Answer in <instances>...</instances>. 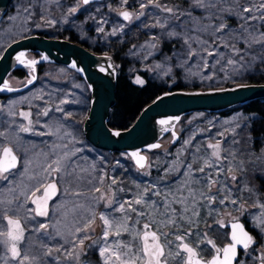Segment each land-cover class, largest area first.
Returning <instances> with one entry per match:
<instances>
[{"label": "rangeland", "instance_id": "rangeland-1", "mask_svg": "<svg viewBox=\"0 0 264 264\" xmlns=\"http://www.w3.org/2000/svg\"><path fill=\"white\" fill-rule=\"evenodd\" d=\"M141 2L143 0H128L127 5H122L120 0H103V4L105 5L103 9H96L93 4L82 5L75 14H70L68 8L76 6V0H59V4L54 2L45 4L44 0H39L37 3V0H32L31 5H29V0H13L12 10L10 11L11 8H8L7 14L0 20V55L6 48V45L10 43L7 42L8 39L13 37L20 29L25 28L27 25L44 24L49 31L56 29L65 30L66 33L72 31L90 43H99L104 47L109 45L121 52L127 47L131 48L132 46L130 47V45L137 42L135 51L127 49V53L123 52L125 53V59L131 63L127 74L131 75L135 71V68L137 70L141 68L151 75L160 73L163 78L170 79L172 78V74L175 73L176 65L174 61H163L165 59L163 53L167 54L164 47L167 46V49H169L177 43L187 45L184 44L181 37L168 38L162 35V33L174 29L183 35L185 28L190 29L192 24L184 23L189 18L183 16L179 20H170L168 27L165 29L152 27L158 17L162 18L166 14L160 13L155 8L148 7L144 9L145 15L136 19V14L140 11ZM161 2L168 3L169 5H179L181 9L190 10L194 18L200 19L203 23H208V21L203 19L205 15L203 9L190 8V0H161ZM24 6L31 8V12L33 13L31 17H29L27 12L23 11ZM109 6L115 10H110ZM118 10L132 12L134 14L132 20H123L117 14ZM225 16L229 15L224 13L223 19ZM13 17L15 19H11ZM42 17L52 19L55 23L49 25L42 20ZM234 19L237 22L236 24H239L236 28L230 29L239 30L242 22L236 16H234ZM100 21H104V23H100ZM220 22V20H212L214 24ZM101 27L103 28L102 32L99 31ZM251 27H256L259 31L264 32V24L258 21H253ZM153 36L156 37L155 40L152 39ZM61 38L70 42L73 41L67 37ZM145 41L148 42L147 47L151 48L155 53L149 56L141 54L142 52H140L139 48L141 44L146 43ZM152 45H155V47ZM180 45L174 49L178 50L175 54L180 55L184 52L183 46L181 47ZM192 48L197 49V44L193 43ZM156 53H158V56ZM109 54L111 55V53ZM24 57L28 64L18 68L23 73V76L20 77L11 72L7 75L6 79L9 87L18 88L29 84V81H31L29 87L19 92L3 93L0 91V133L4 134L0 135V147L5 145L11 146L17 155L20 156L21 162L9 174L8 180H0V201H3L0 204V209H10L7 213L0 210V231H6L8 228L7 220L4 218L5 215L18 218L24 229V239L19 244L22 253L28 250L30 255L41 258L40 264H73L72 261L66 260L64 255L56 251H53L51 256L47 257L43 256V253L47 248H55L64 244V240L58 234V231L67 233L68 229L75 223V218L84 212L82 208H75V203L79 202L87 205L90 202L89 197L93 194L89 190L96 181L93 180V184L88 183V181L92 180L93 177H99L102 173H107L109 177H114L117 180V184L112 187L117 201L134 200L138 197V194L144 193L145 190H147L146 199L150 201L156 200L161 205L164 203V200L159 203L158 197H151L153 196L152 188L146 186L139 189L137 187L136 190L131 192V196H128L126 184L122 181L124 179L121 180L120 176L115 175V173H118L115 171V164H121L120 159L133 162L131 153L108 152L99 148L97 149L90 142L86 141L83 125L86 118V108L90 102L91 89L85 78L80 76L79 72L74 68L72 69L69 66L60 65L52 61L48 62L43 58L41 52H28L24 54ZM155 58H158L156 62ZM33 60L37 61V63L28 66ZM189 60L193 61L191 58ZM233 71L236 72L235 70ZM135 81H137V77ZM58 108L61 110L58 111ZM45 110H48L47 116L43 115ZM10 111L14 112L15 115H9ZM21 112L31 113L34 125L31 132L19 131L21 124L28 123L19 115ZM136 117L135 120L137 119ZM188 125H191V129L186 130L188 129ZM246 127L245 116L240 109L232 110L227 116H223L218 112L205 113L195 111L187 115L184 114V116L179 118L176 124L178 132L177 140H174L169 133L159 141L160 147L153 149L161 151L169 150L171 145L179 142V146H176L173 153V155L176 153L173 162H169L165 170V177H170L171 174L178 172L177 170L183 162V157H190L189 159L186 158L188 163H192L194 159L199 160V158L210 157L212 149L208 145L215 144L217 141L221 142L222 156L227 157L221 164V167L225 171L230 166L239 169L241 162H243L242 167L244 171H236V181H232L230 179L231 174H229L221 178L220 184L213 186V193L216 192L217 188L223 189L216 203L209 206L201 201V203L197 204L199 217L196 218V225L192 230H194V234L202 233L204 235V233H207L205 241L207 245L201 242L196 243L199 244L197 250L200 251V254L206 260L210 259L212 253H214V249L211 244L207 243V240H211L217 247H223V244L228 242V230L225 228L226 222L233 219H246L247 223L258 234L257 239L259 240L255 246L240 255L241 258L238 259L236 264H256L260 260V257L264 255V231H261L259 222L261 213L264 212V209L259 207L261 203H264V190L261 189L260 184L261 181L264 182V144L263 149L259 152L251 150L245 144L246 142L242 141L247 140L243 135ZM57 129H59L58 132ZM50 131L56 134H40ZM190 131H192V134L188 135ZM183 132H185V135L181 137ZM188 141L190 143H186ZM65 144L67 148L63 147ZM56 145L61 146L55 149L56 154H63V152L74 153L71 160L73 168L76 170L75 175L80 177L79 180L74 177H68L64 172L59 174L52 173L47 180L44 179L43 169L47 162L54 158L51 153ZM191 145H193V149ZM153 150H143L148 161L146 167L138 168L136 163L133 162L135 169L140 172L149 173L152 164L150 154L147 151ZM42 153H49L47 160ZM232 153L235 154V159H233ZM25 161H30L27 172L24 171ZM192 166L193 168H197L199 165L198 163H192ZM182 167L184 168L185 166L183 165ZM81 169H86V171H81ZM182 171L181 176H178L173 183L168 184L171 187L166 186L161 191V193L168 191L173 194L168 195L169 200L173 198L174 194H177L175 195L177 197L188 195L187 190L178 191L184 189L185 181L188 180L187 168ZM195 175L198 176L199 183H191V181L189 183L191 188L197 190V198L199 199V190L207 191V189L203 188L205 183L202 178L203 174L196 172ZM70 179L71 183L68 182ZM193 179L196 178L194 177ZM50 181L57 183L58 191L48 201L47 216H38L34 211L36 205L32 203V200L42 195V185ZM110 183L109 179H105L102 191H106ZM245 185L249 189L254 190L255 194L253 195L252 192L245 191ZM38 186H41V190L35 192V196H33L31 193ZM119 188H123L124 191H119ZM66 189H71V191L66 192ZM21 191H26L27 195H20ZM75 191L86 193V195L77 197L72 194ZM229 193L231 198L237 199V204L233 205L226 202L224 205H221L218 202L219 199L227 196ZM99 195V193L95 194L97 197ZM108 195L111 196L112 193H108ZM9 200L12 201L11 204L7 203ZM105 203L96 204L95 211L97 213H111L112 209L105 207ZM241 203H243V210H239ZM172 207H175L179 211L182 206L175 204ZM112 215L116 218H120L121 216L119 212L112 213ZM130 215L131 220L128 226L134 229H141L142 223L147 222V219L151 218H138L135 214ZM136 219H141L142 223L135 224ZM218 220L223 222V226L216 222ZM40 224H47V230L40 229L38 231L37 229H39ZM187 227L185 225V228ZM199 227L200 230L198 229ZM162 231L170 232L171 229L164 228ZM91 235L93 239H97L101 235V222L99 219H97L95 231ZM192 238L193 236L189 237V240ZM2 239L4 238L0 237V240ZM120 239L127 241L131 237L125 233ZM220 241L222 242L219 245ZM91 243V241H86V245ZM196 244H192V246L195 247ZM65 247L70 246L65 245ZM86 251L87 255L81 257L82 264H100L98 250L95 247L88 248ZM3 257H8V264H17L16 260L11 259V253L7 251V248L0 244V258ZM170 263L176 264V261L170 260ZM0 264H3L2 259H0Z\"/></svg>", "mask_w": 264, "mask_h": 264}, {"label": "snow or ice", "instance_id": "snow-or-ice-1", "mask_svg": "<svg viewBox=\"0 0 264 264\" xmlns=\"http://www.w3.org/2000/svg\"><path fill=\"white\" fill-rule=\"evenodd\" d=\"M39 0H37V3ZM59 4V0H44L45 4L48 3ZM91 0H76V6L69 7L68 12L70 14H75L79 7L82 5H88ZM122 5H127L128 0H120ZM32 4V0H29V5ZM227 5V6H225ZM110 10H115L111 9ZM155 8L160 13L166 14L162 18H157L152 27H159L165 29L168 27L170 20L177 19L180 17L187 16L189 19L184 23H191L192 27L185 28L183 35L176 32L174 29L167 32H163L162 35L168 38L181 37L184 44L188 46V57L199 56L202 61V67L206 70L209 66L215 67L216 64H221V70H225L226 66H232L233 70L239 71L237 65L240 61H243L245 56L248 55L247 52H242L240 48L237 47V43L243 42L247 48H252L254 45H261L258 49V56L253 55L251 59L255 61L257 58L264 60V32L259 31L256 27H251L253 21H258L264 24V0H190V8H200L203 9L205 15L204 20L208 23H203L200 19L194 18L190 10L181 9L179 5H169L168 3H162L161 0H143L140 3V11L136 14V19L140 16L145 15V8ZM23 11L29 14V17L33 14L29 6H24ZM227 13L229 16H236L238 20L242 23L240 24L239 30H233L228 27L226 21L223 20V14ZM117 14L123 18L125 21H131L133 18V13L127 10H118ZM155 15V14H154ZM11 19H15L14 17ZM220 20L218 24L212 23V20ZM45 23L52 25L55 23L52 19H47L42 17ZM104 23V21H100ZM37 24L36 27H40ZM99 31H103L101 27ZM191 33V34H190ZM114 34V33H113ZM222 34V35H220ZM204 36H211L212 40L203 38ZM153 40L156 39L155 36L152 37ZM197 44L198 48L193 49L192 44ZM155 47V45H152ZM224 48L227 50V56L225 53L219 52V48ZM24 54L21 53L16 57L17 61L24 63L21 57ZM217 57L212 65H209L207 58ZM233 57H239L240 61L233 59ZM44 59H47L45 57ZM222 62H224L222 64ZM37 61L33 60L28 66L35 65ZM187 63V60L181 59L179 66L183 67ZM75 67V65H73ZM101 71H104L102 68ZM207 79H212L210 75L206 77ZM31 83V81H29ZM137 83L143 84L144 81L137 78ZM4 88L11 91L12 89L7 83L4 84ZM60 111L61 109H57ZM9 115H15L14 112H9ZM27 124H21L19 126L20 132H31L34 125L31 119L30 112H21L19 114ZM43 115H48V110L43 112ZM177 119L178 118H174ZM173 120H160V125H170ZM59 129H57V132ZM41 135H55V132L40 133ZM0 135H4L0 133ZM70 135V134H69ZM113 135L119 136V131H114ZM175 136V133H173ZM190 143V141L186 142ZM61 146L56 145L51 153L54 158L47 162L43 169L44 179H48L52 173L64 172L68 177L80 179L79 176L75 175V168H73V162L71 157L74 153L63 152V154H56L55 149ZM67 148V145H63ZM152 148H159V144L151 146ZM209 148L212 149L210 157L199 158V160L194 159L192 163H198L197 168H193L192 163H189L187 167L188 180L185 181L184 189L187 190L188 195H180L179 197L173 196L169 200V194H162L159 191H153V195L164 197V203L158 204L156 201H150L145 198L147 190L144 193L138 194V197L134 200H124L117 201L115 199V191L113 190V185L117 184V180L114 177H109L107 173H102L99 177H93L88 183L93 184V180L96 181L93 187L89 190L93 195L89 197L90 202L85 205L79 202L75 203V208H82L84 212L81 213L77 218H75V223L71 228L68 229L67 233L58 234L62 236L64 244L55 248H47L43 253V256H51L53 251L61 253L65 256L66 260H70L73 264H82L81 257L87 255L86 249L95 247L98 250V255L100 258V264H169L170 260H175L176 264H234L237 257V246H242L245 250L249 248L250 245L254 244V238L247 231H245L244 226L240 223L233 222L231 225V236L230 243L224 247H217L215 243L211 240H207L208 244H211L214 249V254L211 255V259H205L200 251L199 244L192 246V242H189L188 238L193 236V228L196 225V218L199 217V211L197 209V204L201 201L205 202L209 206L217 202L219 194L223 191L222 188H217L216 192H212V188L215 185L220 184L221 178L230 175L232 181L237 180L236 171H244L242 167L239 169L234 167H228L227 171L221 167V164L227 157L222 156L221 142L217 141L215 144H209ZM79 151V150H77ZM45 159L49 153H42ZM233 159H235V154H231ZM131 157L135 160L139 168H145L147 158L141 155L139 152L131 153ZM20 160L17 155L14 154L13 148L8 146L0 147V180H8L9 174H11L13 169L17 168L20 164ZM30 161H25L24 171L27 172L28 164ZM94 167V166H93ZM81 171H86V169H81ZM196 172L203 174V179L205 181L203 188L207 191L199 190L197 198V190L191 188L189 181L191 183H199V178L193 179ZM105 179H109L111 183L107 186L106 191H102L104 187ZM71 183V179L68 181ZM99 185V186H97ZM43 187V193L40 197L32 200V203L36 205L34 211L38 216H47V204L49 199L58 191L56 182H48ZM41 186L36 187L35 191L31 194L35 196V192L40 191ZM119 191L123 192V188H119ZM245 191L255 192L249 189L247 185L244 187ZM14 191V190H13ZM71 189H66V192H70ZM96 193L100 195L95 196ZM108 193H112L111 196ZM73 195L79 197L81 195H86L79 191L72 193ZM20 195H27L26 191H21ZM101 202H106L105 207L111 208L112 212L105 214L103 212L97 213L95 211V205ZM221 205L226 202L233 205L237 204V199L231 198L230 193L221 197L218 201ZM3 201H0L2 204ZM11 204L12 201H7ZM180 204L182 207L178 211L172 205ZM139 206V207H137ZM261 209H264V203L259 205ZM4 213H7L10 209L3 208L0 209ZM243 210V203L240 205V209ZM215 211V209H213ZM119 212L121 214L120 218H116L112 213ZM135 214L138 218H146L147 222L141 221V219H136L135 224H141V229L129 228L128 224L131 220V215ZM7 220L8 228L6 231H0V237L4 239L0 240L7 251L11 253V259L16 260L17 264H40V259L35 255H30L28 250L21 252L19 248L20 242L24 239V229L21 226L20 220L18 218H13L5 215ZM99 219L101 222V235L97 239H93L91 233L95 231L96 221ZM221 226L223 222L216 221ZM261 231H264V212L261 213L259 218ZM185 225L188 227L185 228ZM156 226V227H154ZM210 226V225H209ZM47 224H40L39 229L47 230ZM164 228L171 229L170 232L162 231ZM127 233L131 239L127 241H122L120 239ZM207 233H204L206 238ZM163 238V240H162ZM86 241H91V244L86 245ZM201 242L204 239L201 238ZM69 245L70 247H65ZM202 251V250H201ZM3 260V264H8V257L0 258ZM261 264H264V255L260 257Z\"/></svg>", "mask_w": 264, "mask_h": 264}, {"label": "trees", "instance_id": "trees-1", "mask_svg": "<svg viewBox=\"0 0 264 264\" xmlns=\"http://www.w3.org/2000/svg\"><path fill=\"white\" fill-rule=\"evenodd\" d=\"M92 4L95 5L96 9H103L105 7L103 1ZM9 8H11V11L13 8L12 3ZM223 20L227 22L229 28H236L239 24H236L237 22L235 21L234 16H225ZM36 25L37 24L27 25L25 28L20 29V31H18L13 37L8 39L7 42L9 43L13 40H16L17 38L27 36L29 34H42L47 37H67L68 39H72L76 43L84 45L92 52L111 53L115 64L117 65V82L115 85L116 102L111 107L112 109L110 112L108 124L114 129L128 128L130 124L135 120V117L140 113V110L164 92H169L172 90L194 92L212 90L216 88L233 87L238 86V84L264 83V60L257 58L255 61H253L251 59L253 55L258 56V49L261 47V45H254L252 48H247L243 42L237 43V47L240 48L242 52H247L248 55L245 56L243 61H240L239 57H233V59L240 61L237 65L239 71L236 72L231 70L232 66H226L225 70H221V64H216L214 68L209 66L205 70L201 66L202 61L200 60L199 56H192L191 59L193 61L189 60L188 46H185L183 44L180 45L179 43H177L175 46H171V48L167 49V46L165 45L166 47H164V50L167 52V54L162 52L165 58L163 61H174V64L176 65V69L174 71L175 73H173L171 76L172 78L165 79L160 73L151 75L145 69L141 68H139L138 70L135 68V71L131 75L127 74L129 67H131V63L125 59L124 54L127 53V49H129L130 51H135L137 42H135L133 45H130V47L132 46L131 48L127 47L124 51L121 52L119 50H115L114 48H112V46L109 45L104 47L99 43H90L87 40L82 39L72 31L67 33L65 32V30L62 31L58 29L49 31L44 26V24H40V27H36ZM203 38L208 39L209 41L212 40L211 36ZM181 40L183 39L181 38ZM145 42L146 43L141 44V47L139 48L140 52H142L141 54L143 56H149L152 53H155L151 48L147 47L148 42ZM179 45L181 47L183 46L184 49V52L180 55L175 54V52H177L178 50H174L175 48L179 47ZM219 52L225 53L227 56L226 49L221 47L219 48ZM135 55L137 54L135 53ZM156 55L158 56V53H156ZM155 59L156 62L158 58ZM181 59L187 60V63L183 67L179 66V62ZM216 59L217 57H208L207 60L209 65H212ZM223 63L224 62H222V64ZM13 74L20 77L23 76V73L20 72V69L14 70ZM210 75L213 78L209 80L206 77ZM136 77L140 78L142 81H144V83H137V81H135ZM89 105L90 102L88 104V107L86 108L87 112H85V117L88 114ZM239 109L244 114L247 123L246 129L243 131V135L247 140L242 141L246 142L245 144H247V146L250 147L251 150L253 149L254 152H259L263 149L262 147L264 144V98L250 100L243 105L231 107L218 113L223 116H227L232 110ZM189 128L191 129V125H188V129L186 130H189ZM191 134L192 131L188 133V135ZM184 135L185 132L181 134V137H184ZM176 146H179V142H175V144L171 145V148H169V150L147 151V153L150 154V161L152 164L149 173L140 172L135 169L134 163L130 160L120 159L121 164H115V171L120 173L119 175L118 173H115V175L120 176L119 178L121 180L124 179L122 181L124 182V184H126V192L128 196H131V192L133 190H136L137 187L138 189L144 186L151 187L152 191L159 192H161L162 189L166 186L171 187V185L168 184L173 183V181H175L178 176L182 175V170L186 169V166L189 164L186 158H190L189 156L183 157V162L181 163L180 168L177 170L178 172L176 174H171L170 177H165V170L168 167L169 162H173L174 156L176 155V153L175 155H173ZM192 147L193 145H191V148ZM183 165L185 166L184 168L182 167ZM195 178H198V176L195 175ZM260 184L261 189L264 190V182L261 181ZM162 194L173 195L168 191L162 192ZM175 195L177 194H174V196ZM155 196L156 195H153L151 197L155 198ZM156 198L158 199L159 203L164 200L163 195L156 196ZM198 229L200 230V227ZM201 238L204 239V242H201ZM205 241L206 238L202 233L194 234L193 238L189 240V242H192V244L201 242L202 244L207 245ZM221 242L222 241H220L219 245L221 244Z\"/></svg>", "mask_w": 264, "mask_h": 264}, {"label": "water", "instance_id": "water-1", "mask_svg": "<svg viewBox=\"0 0 264 264\" xmlns=\"http://www.w3.org/2000/svg\"><path fill=\"white\" fill-rule=\"evenodd\" d=\"M12 1L0 0V20L6 14ZM102 1L91 0L88 5ZM28 52H41L43 58L47 57L48 62L52 61L74 68L80 76L85 78L91 89V94L89 112L83 125L84 136L86 141L94 147L108 152H139L147 158L143 150L156 149L151 146L159 144L163 136L170 133L174 140L178 139L176 124L184 114L187 115L195 111L217 113L243 105L250 100L264 98V83L238 84L233 87L194 92L172 90L162 93L151 103L145 105L130 127L118 130L108 124L111 107L116 102L117 65L112 55L92 52L84 45L70 42L61 37L48 38L42 34H30L17 38L6 45L0 55V91L3 93L19 92L29 87L30 83L18 88L10 87L11 91L4 88V84L7 83V75L28 64L24 55L21 57L24 63L18 62L16 57L21 53ZM102 68L104 71H101ZM174 118H178V120ZM162 119L173 120V123L160 125L159 121ZM114 131H119L120 135H113ZM13 152L17 155L14 149ZM17 157L20 160V156L17 155ZM133 162H135L134 159ZM233 222L242 224L245 231L252 236L246 223L242 220H230L226 223L229 229V241L224 243L223 247L230 243ZM242 251L245 249L238 245L234 264L238 261ZM257 264H261V260Z\"/></svg>", "mask_w": 264, "mask_h": 264}, {"label": "flooded vegetation", "instance_id": "flooded-vegetation-1", "mask_svg": "<svg viewBox=\"0 0 264 264\" xmlns=\"http://www.w3.org/2000/svg\"><path fill=\"white\" fill-rule=\"evenodd\" d=\"M240 220H242L244 223H246V226H247V228H248V230L250 231V233L252 234V236H253V238H254V241H255V243L254 244H252V245H250L249 246V248L247 249V250H245V251H242L241 253H240V255L241 254H243V252L245 253L246 251H248L251 247H253V246H255V244L256 243H258L259 242V240L257 239V236H258V234L255 232V230L247 223V220L246 219H240ZM230 221V220H229ZM228 222V221H227ZM226 222V223H227ZM227 230H228V232H229V229H228V227H227V224H226V227H225ZM228 235V234H227ZM229 236V235H228ZM228 241H229V239H228ZM212 254H214V253H212ZM239 255V256H240ZM239 258H241V256L239 257ZM259 261V260H258ZM257 261V262H258ZM171 264V263H170ZM257 264V263H256Z\"/></svg>", "mask_w": 264, "mask_h": 264}, {"label": "bare ground", "instance_id": "bare-ground-1", "mask_svg": "<svg viewBox=\"0 0 264 264\" xmlns=\"http://www.w3.org/2000/svg\"><path fill=\"white\" fill-rule=\"evenodd\" d=\"M113 57V56H112Z\"/></svg>", "mask_w": 264, "mask_h": 264}]
</instances>
